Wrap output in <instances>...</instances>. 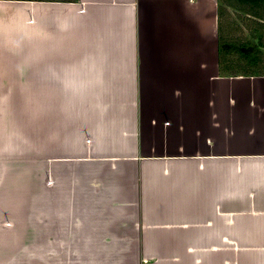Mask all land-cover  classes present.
Returning a JSON list of instances; mask_svg holds the SVG:
<instances>
[{"label":"crops","instance_id":"0c3cea01","mask_svg":"<svg viewBox=\"0 0 264 264\" xmlns=\"http://www.w3.org/2000/svg\"><path fill=\"white\" fill-rule=\"evenodd\" d=\"M0 264H264V0H0Z\"/></svg>","mask_w":264,"mask_h":264},{"label":"rangeland","instance_id":"374dc122","mask_svg":"<svg viewBox=\"0 0 264 264\" xmlns=\"http://www.w3.org/2000/svg\"><path fill=\"white\" fill-rule=\"evenodd\" d=\"M238 66H239V65H236V64H235V65H233V67H234V68H236V67H238Z\"/></svg>","mask_w":264,"mask_h":264},{"label":"trees","instance_id":"16d2710c","mask_svg":"<svg viewBox=\"0 0 264 264\" xmlns=\"http://www.w3.org/2000/svg\"><path fill=\"white\" fill-rule=\"evenodd\" d=\"M221 7V6H220Z\"/></svg>","mask_w":264,"mask_h":264}]
</instances>
